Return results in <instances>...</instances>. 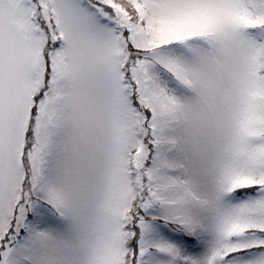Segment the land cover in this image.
Here are the masks:
<instances>
[{
  "label": "snow or ice",
  "instance_id": "6c2138e0",
  "mask_svg": "<svg viewBox=\"0 0 264 264\" xmlns=\"http://www.w3.org/2000/svg\"><path fill=\"white\" fill-rule=\"evenodd\" d=\"M0 264H264V0H0Z\"/></svg>",
  "mask_w": 264,
  "mask_h": 264
}]
</instances>
